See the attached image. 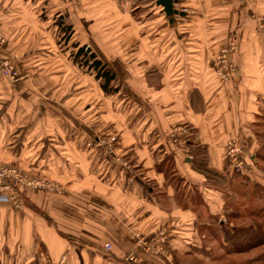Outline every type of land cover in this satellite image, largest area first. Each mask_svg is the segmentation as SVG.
<instances>
[{
	"label": "crops",
	"instance_id": "0c3cea01",
	"mask_svg": "<svg viewBox=\"0 0 264 264\" xmlns=\"http://www.w3.org/2000/svg\"><path fill=\"white\" fill-rule=\"evenodd\" d=\"M175 7L182 16L167 17L157 0H0V57L22 75L0 80V165L65 191L0 203V264H129L134 235L159 228L171 261L144 264H209L207 240L217 224L223 235L227 213L260 209L264 218V181L227 177L225 159V145L239 138L264 172V33L252 18L264 16V0ZM229 41L238 75L221 85L211 60ZM76 45L116 75L113 94L82 72ZM181 126L191 132L176 151L166 135ZM114 138V155L94 145ZM197 148L225 178L194 168ZM117 158L133 165L134 183ZM257 188L261 197L247 196Z\"/></svg>",
	"mask_w": 264,
	"mask_h": 264
},
{
	"label": "built area",
	"instance_id": "2783aa9c",
	"mask_svg": "<svg viewBox=\"0 0 264 264\" xmlns=\"http://www.w3.org/2000/svg\"><path fill=\"white\" fill-rule=\"evenodd\" d=\"M245 2L246 0H221L224 4L229 2ZM258 23V28L264 31V17H253ZM5 38L0 32V50L5 44ZM235 42L227 43L218 54L212 57V68L215 75L223 83H228L238 75L237 66L232 62L231 55L235 51ZM14 60L0 57V80H6L11 83H18L22 79V75L15 68ZM191 129L186 126L175 127L172 132L167 133L166 138L170 141L176 151L183 149L187 144L186 137L191 132ZM114 139H99L95 146L103 149L105 156L114 155L115 143ZM225 158L229 163L230 171L246 176L249 173V165L243 156L241 145L235 141H229L226 145ZM126 170L131 173L130 183H134L135 175L132 166L128 162L117 158ZM56 183L49 180L47 177H33L25 171L16 167L0 165V203L12 204L15 207L22 205V192L31 190L36 192L50 193L55 191ZM57 187V186H56ZM168 243V232L163 229L158 235L147 237L145 234L137 232L134 235L133 249L129 252L125 261L129 264H142L144 262L143 255H164L166 252L165 246ZM111 245L106 244L105 249L111 250Z\"/></svg>",
	"mask_w": 264,
	"mask_h": 264
},
{
	"label": "trees",
	"instance_id": "16d2710c",
	"mask_svg": "<svg viewBox=\"0 0 264 264\" xmlns=\"http://www.w3.org/2000/svg\"><path fill=\"white\" fill-rule=\"evenodd\" d=\"M64 38H71V28L66 27L63 29ZM77 54L75 58L79 61V66L86 67V70L89 72H94L96 80L100 82L102 91L107 94H113L116 89L113 86V83L116 79V75L104 64L101 60L97 58L95 54L92 53L90 47L76 45ZM81 63V64H80ZM204 148H197L192 154H195L196 161L194 163V168L203 173L207 178L211 180L225 178L219 173H214L205 165V155ZM226 159V158H225ZM227 162V161H226ZM11 167H16V165H11ZM22 170V169H20ZM25 171V170H22ZM27 172V171H25ZM33 177L39 176L37 173L27 172ZM208 178V179H209ZM209 179V180H210ZM25 192V191H24ZM261 197V196H260ZM250 213H242L239 210H231L226 215L228 223H233L230 227L224 225L222 228L224 230V239L223 241L226 244V247H229L228 254H243L250 251L258 250L259 248L264 247V218L263 210L257 209L252 210ZM243 224L240 225V223ZM147 234V235H152ZM262 262L264 263V252L259 254L256 257L244 262V264H255Z\"/></svg>",
	"mask_w": 264,
	"mask_h": 264
},
{
	"label": "rangeland",
	"instance_id": "374dc122",
	"mask_svg": "<svg viewBox=\"0 0 264 264\" xmlns=\"http://www.w3.org/2000/svg\"><path fill=\"white\" fill-rule=\"evenodd\" d=\"M223 3V2H222ZM254 16H257V15H254ZM253 16V17H254ZM252 17V18H253ZM257 17H261V16H257ZM262 17H264V16H262ZM254 19V18H253ZM255 20V19H254ZM257 25H258V23H257ZM259 29V31H262L260 28H258ZM263 33H264V31H262ZM261 32V33H262ZM230 42V41H229ZM228 42V43H229ZM235 46H236V44H235ZM72 48H74L73 46H71V49ZM222 49V48H221ZM237 49H238V47L236 46V48H235V51H234V53L237 51ZM78 49L77 48H74V51H77ZM73 54L71 55V57L73 58V59H75L76 58V55H74V51H72V50H70ZM220 52V51H219ZM218 52V53H219ZM218 53H216V54H218ZM233 53V54H234ZM215 54V55H216ZM232 54V55H233ZM232 55H231V60H232ZM76 64H79V61L78 60H76ZM233 62V61H232ZM234 63V62H233ZM81 64V63H80ZM236 66V65H235ZM80 68H81V70H82V72L85 70V72L87 71V75H90L91 77H93L94 78V72H89L88 70H86V67L84 66V67H81L80 66ZM238 69V68H237ZM212 70H213V68H212ZM214 72V71H213ZM215 74V73H214ZM216 76V75H215ZM216 78H217V80L220 82V84L221 85H228L229 83H231L233 80H231L230 82H228V83H222L219 79H218V77L216 76ZM114 143H115V145H114V147L116 146V139L114 138ZM230 141H235V142H237V143H239L240 145H241V147H242V149H243V156H244V158H245V160L247 161V164L249 165V173L246 175V176H241V175H238V174H236V173H234V172H232V171H230V169H229V163L228 162H226L227 163V177L230 175L232 178H234V177H239V178H242V179H245L244 181H246V179H250L251 178V175L254 177L255 175H256V179L258 180H262V181H264V172H262V171H260V170H257V169H255V168H253V166L249 163V159H248V157H247V155H246V152H245V148H244V145H243V143H241V141H240V139L239 138H234V139H232V140H230ZM229 142V141H228ZM227 142V143H228ZM227 145V144H226ZM226 145H225V153H226ZM122 160V159H121ZM124 161H126V160H124ZM227 161V160H226ZM128 162V161H127ZM128 164H130L131 166H133L131 163H130V161L128 162ZM258 171H259V173H258ZM54 183H56V181H54ZM57 186V187H56ZM56 186H55V191H52V192H50V193H48V195H61V194H65V191H64V189L59 185V184H57L56 183ZM26 191V190H25ZM27 191H31V190H27ZM251 189L250 190H248L247 191V196L249 197V195H251V197L253 198V199H257L258 198V196H262V194H263V192H259V190H258V188H257V190H253V193L251 194ZM36 192V191H35ZM44 193V192H43ZM47 193H45V194H47ZM257 194V195H256ZM256 195V196H255ZM223 223H224V225H228L229 224V226L230 227H232L231 225L233 224H231V223H228L227 222V219H225V220H223ZM241 224H243V222H241L240 223V225ZM217 229H218V224H217V226H215V228L213 229V231H214V235H210V237L208 238V240L207 241H209V245H211L212 247H213V250L211 251V253L213 254V256H212V261H211V263H209V264H244V262H246V261H248V260H250V259H252L253 257H256V256H258L259 254H261V253H263L264 252V247H262V248H259L258 250H254V251H250V252H248V253H243V254H228L227 252L229 251V247L227 246L226 247V250L225 249H222V248H220V243L219 242H222L223 241V239L225 238L224 237V231H223V235H221V233H220V235H218L217 234ZM223 229V228H222ZM163 229L162 228H159V230H157V231H155L154 233H153V235H158L159 234V232H161ZM210 234V233H209ZM147 237H149L150 235H147V234H145ZM169 235V234H168ZM199 239H201V237H199ZM168 240H169V236H168ZM220 240H222V241H220ZM133 245H134V241H133ZM165 248H166V252H165V254L164 255H143V260H144V262L142 263V264H144L147 260H149V259H154V260H157V259H159V258H161L162 260H164V261H171V258H170V256H171V253H170V251H169V248L167 247V246H165ZM180 261L182 262V263H186L187 261H188V263L190 262H193V263H195V264H198L197 263V261L196 260H186L184 257H181L180 258ZM128 263V262H127Z\"/></svg>",
	"mask_w": 264,
	"mask_h": 264
},
{
	"label": "water",
	"instance_id": "95a60500",
	"mask_svg": "<svg viewBox=\"0 0 264 264\" xmlns=\"http://www.w3.org/2000/svg\"><path fill=\"white\" fill-rule=\"evenodd\" d=\"M157 5L162 7L163 12L169 18H174L175 16H182L179 10L175 7V0H157Z\"/></svg>",
	"mask_w": 264,
	"mask_h": 264
}]
</instances>
